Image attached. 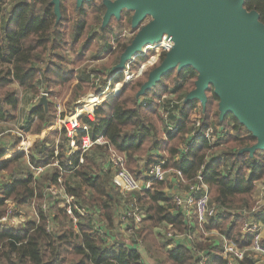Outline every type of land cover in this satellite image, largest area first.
<instances>
[{
    "label": "trees",
    "instance_id": "obj_1",
    "mask_svg": "<svg viewBox=\"0 0 264 264\" xmlns=\"http://www.w3.org/2000/svg\"><path fill=\"white\" fill-rule=\"evenodd\" d=\"M52 5V0H11L9 3L0 0V121H9L15 117L18 98L17 88L12 84L29 90L34 95L38 94L39 89H44L53 98L58 93L56 88L62 83L77 79L74 69L83 63L81 55H76L72 68L67 69L69 60L60 54V50L68 45L67 33L72 42L76 41L84 25H55ZM82 7L84 11L89 8L96 15L99 28L90 37H86L83 50L95 52L93 59L99 58L102 52L108 57L107 63L101 68L103 73L106 71L108 74L101 78L100 86L93 87V81L85 83V86L90 85V89H94V95L107 82L109 86L108 92L100 95L95 104L80 109V123L89 126L88 133L91 137L103 135L118 153L125 154L126 167L134 175L141 176L143 166L137 160L142 157L146 166L166 159L165 167L180 170L185 178L193 177L202 169L210 201L221 208L219 214L204 225V228L224 234L237 248H247L251 236L241 233L244 218L240 210L250 211L256 206L253 194L256 190L255 183L264 180V149H257L252 153L245 150L256 142V138L231 113L219 118V99L212 86L205 91L204 105L197 99L183 101L177 130L165 137L159 127V99L172 89L186 95L194 89L197 72L190 66L180 70L175 68L140 94L139 90L149 72L162 61L166 51L157 53V62H152L151 51L140 52L127 67L112 71V66L118 63L127 43L116 54L114 51L109 53L111 44L107 43V38L115 31L113 22L117 28L122 25H118L119 22L114 18L103 24L101 16L104 8L101 2L87 1ZM243 7L247 11L255 10L259 21L264 24V0H244ZM81 10V7L75 8L79 20L83 19ZM94 71L95 69L82 71L81 75L78 74L79 81H84L83 77L89 80L88 77ZM92 98L94 96L89 97L90 100ZM28 113L30 118L32 115L37 116V120L30 126L33 132L28 140V161L34 167H43L51 163L54 153L53 146L45 145L48 140L45 134L49 130L46 124L54 116L55 110L50 103H47L46 108L36 103ZM66 117L65 112L61 116V122ZM210 118L217 125L222 124L226 128L229 125L233 133L225 131L223 137L214 143H209L202 137L195 138L186 152L180 151L179 146L187 140L186 135L194 130H205ZM220 128L223 130V127ZM61 131L64 132L63 129ZM214 148L217 150L211 151ZM63 149L61 144L58 152L59 166L47 170L48 174L40 181L28 169L16 176L19 173L17 166L26 157L20 138L12 137L10 148L0 147V172H6L11 177L8 183L0 186V217L5 213L6 200L12 199L20 206L34 198L42 200L44 187L55 184L58 176L63 179L69 177L74 186L68 180L65 181V191L72 197L81 198L91 208L89 213L81 215L77 202L73 203L75 214L79 218L77 230L66 227V221L71 220L62 208L55 207L54 213H50L54 222L59 221L61 229L46 231V213L38 203V222L28 220L16 227L0 225V264H144L137 248L128 247L121 241L108 243L106 233L102 235L94 229L93 222L96 220L102 224L100 230L104 225L109 228L115 226L117 207L112 193L111 171L105 170L104 165L98 161L104 155L105 148L96 147V150L85 156V163L71 172H63L62 169L67 168L69 163H77L78 149L76 147L68 157ZM165 186L166 182L155 181L152 189L136 194V200L142 206L145 216L143 226L135 232L137 237L143 238L153 247L157 253L152 255L156 263L197 264L198 253L204 252L209 264H226L227 259L219 255L220 242L214 238L200 235L204 240L202 242L195 239L194 249L182 245L167 249L165 241L158 243V235L154 234L153 229L161 224H171L180 232L187 230L183 215L171 210L173 205L164 191ZM96 212H102L103 217L96 215ZM253 217L264 224V205L260 206ZM261 241L264 244V236ZM236 264H256V260L249 251H245L244 256L236 260Z\"/></svg>",
    "mask_w": 264,
    "mask_h": 264
},
{
    "label": "water",
    "instance_id": "obj_2",
    "mask_svg": "<svg viewBox=\"0 0 264 264\" xmlns=\"http://www.w3.org/2000/svg\"><path fill=\"white\" fill-rule=\"evenodd\" d=\"M81 3L83 0H76ZM244 0H114L106 2L105 24L118 17L121 8L133 11L131 26L141 25L119 56L112 71L124 68L141 49L171 43L162 61L152 69L139 93L153 87L167 72L192 67L197 72L194 89L184 100L206 102L212 86L218 97L219 118L231 113L256 138L245 150L264 149V24L255 10L247 11ZM58 13L59 0H52ZM39 105L47 107L41 96Z\"/></svg>",
    "mask_w": 264,
    "mask_h": 264
},
{
    "label": "built area",
    "instance_id": "obj_3",
    "mask_svg": "<svg viewBox=\"0 0 264 264\" xmlns=\"http://www.w3.org/2000/svg\"><path fill=\"white\" fill-rule=\"evenodd\" d=\"M93 75V74H92ZM95 81V87L100 86L101 78L98 75H93ZM95 78V79H94ZM99 82V83H98ZM98 89V88H97ZM108 90V83L102 88L101 94ZM166 96L162 95L159 99L158 112L160 116L161 128L163 135L169 136L176 132L177 122L181 118L180 107L185 99V95H177L174 92H169ZM100 94V93H99ZM94 95V94H93ZM90 95V96H93ZM41 96L48 98V93L44 89H40L39 93L35 96L34 102L38 104ZM98 97V96H97ZM87 100L84 105H80L78 109H73L72 113L61 122L60 105L56 101V117L57 125L64 132L60 131V134L64 137L63 153L68 157L73 153L77 147L79 152L78 161L76 164L69 163L68 167L62 169L63 172L74 171L80 164L84 162L85 156L91 154L94 149L98 146L105 148L104 155L98 159V161L104 165L105 170L112 172L111 182L117 184L121 193H128L132 198L128 199L125 203L117 205L115 215L118 219V231L120 234L124 233L126 237L124 242L128 247H134L140 250L142 247V239L137 237L135 230H138L140 224L145 216L142 206L136 200V194L152 189L153 182L164 181L167 183L164 191L168 197L171 198L172 208L174 213H180L184 217L186 224V231L180 232L175 230L171 224H161L159 228H165L166 248L170 249L178 245H182L191 249H194L193 243L195 241V233L202 235L203 237L215 236V241L220 242L221 250L220 257L226 258V264H236L237 259H241L244 256L245 251H250L252 256L256 260V264H264V244L262 243V224L254 219L255 213L258 211L260 206L263 204L256 200V206L248 211L247 209H241L244 220L241 224L242 235L250 234L251 242L247 248H237L232 242H230L226 236L217 230L205 229L204 225L208 224L211 219L216 217L221 208L216 203L210 201L209 189L207 184L203 181L202 169H199L195 175L191 178H185L180 170L166 168V159H161L157 163H152L145 166L141 172V176L132 174L126 167L125 154L118 153L114 146L106 141L103 135H97L91 137L88 133L89 126L82 124L79 121L80 109L89 107L97 102V98ZM37 120L36 115H32L30 121L21 118V121L17 125L15 132L17 138H20L24 144V151L27 156L28 154V127L31 126ZM29 123V124H28ZM226 130L216 128V126L208 125L205 130H194L187 134V140L179 146V150L186 152L188 145L191 144L195 138H205L209 143H214L220 139ZM226 135V133H225ZM3 133H0V147L2 146ZM27 141V142H26ZM10 145V143H9ZM59 141L56 143L54 153L51 158V163L43 167H34L29 164V170L34 178H38L39 174L45 171L47 168L59 166L58 152H59ZM5 148V147H4ZM7 149V148H5ZM178 157V156H177ZM176 157V158H177ZM146 164V162L144 163ZM31 168V169H30ZM264 186L256 188V192L262 193ZM44 199L41 200L40 207L43 212L46 213L45 229L48 232H52L54 228V221L50 209L57 205L62 208L70 220L77 224V215L75 214L71 196L66 193L63 186V177L58 176L55 184H48L44 187L43 193ZM6 200L5 202H8ZM6 205L5 213L0 217V225L14 226L13 212L16 210V206L13 202H8ZM74 203V202H73ZM89 213V210L86 211ZM48 214V215H47ZM36 221L38 222L39 216ZM94 229L98 230V233L102 234V230L99 229L101 223L97 220L93 222ZM189 228V229H188ZM105 234V233H103ZM107 235H105L106 237ZM197 264H209L206 253H198Z\"/></svg>",
    "mask_w": 264,
    "mask_h": 264
},
{
    "label": "rangeland",
    "instance_id": "obj_4",
    "mask_svg": "<svg viewBox=\"0 0 264 264\" xmlns=\"http://www.w3.org/2000/svg\"><path fill=\"white\" fill-rule=\"evenodd\" d=\"M11 0H5L6 3H9ZM90 1H94V3H100V2H113L114 0H90ZM75 3H77L76 0H65V5H70L73 7V5H75ZM119 12H122V13H125L124 17L122 19L118 18V17H114L113 20L115 21H118L119 24L118 25H122L121 27L117 28L115 27V23L113 22L112 25H114V33H112L111 35H108L109 37L107 38V43H110L111 44V47H110V50H109V53L114 51V53L116 54L117 52H119V50L122 48L123 44L127 43V45L130 43V41L132 40L133 36L135 35L133 32V30H138L139 27L141 25H145L146 23H148L152 17L150 15H146L142 20L141 22H139L137 25L139 26H136V27H128L127 25H132L131 24V17L133 15V11L126 8V7H123L121 8V10ZM120 14V13H119ZM67 16H70L71 19H69V22L67 23L68 25H76L77 23L80 22L79 19H77V15L75 12H70V13H67ZM120 19V20H119ZM79 21V22H78ZM85 25H84V29L82 30L81 34L79 37H77L76 41H73L72 42V39L70 37V34L67 33V38H66V42L68 43L67 47L65 49H61L60 50V54L61 55H64L65 57L68 58L69 60V63H67V69H70L72 68V61L75 59V56L76 55H81L82 59H83V63L78 66V68L74 69L76 72H77V79L76 80H73V82H69V83H62V85L60 87H57V94L53 97V98H50L48 96L47 99V102L48 104H52L53 105V109L55 110V113H54V116L47 122V125H49V128L50 130H48L45 134L46 137H48V142L51 143V142H54L53 140V135H54V131H55V128H56V123H57V117H56V101L59 102V105H60V115L62 116L63 113H67V117L69 114H71L73 111V109H78V107L87 101L89 100V97L91 95V93L94 91V89H90V85H88V87L85 86V83L89 84L88 82L90 81H93V83L91 84L93 87H95V81L93 80V75H98L100 78H102L104 76V74H108L105 73L106 71H104V73L102 72L101 68L107 63L108 61V57L106 55V53L102 52L99 54V58L97 59H93V56L96 55L95 52H93L92 50L88 49L87 51H84L83 50V47L85 46V39L86 37H90L91 36V33L92 32H95L97 31L99 28H98V23H96V15L94 14L93 15H89L85 21ZM135 28V29H134ZM137 32V31H136ZM133 33V34H132ZM171 46V43L167 42L165 40V37L163 38V40L158 43V44H152V45H147L145 47H143L141 49V53H144L146 51H151L152 52V62H157V53L159 51H167ZM75 52V53H73ZM114 67V65L112 66ZM127 67V65H126ZM89 69H95L94 72H92L90 74V77L89 80H85V77H83V80L84 81H79V75H81L82 71H85V70H89ZM97 71V72H96ZM93 74V75H92ZM95 79V78H94ZM99 83V82H98ZM17 88V87H16ZM176 90V89H175ZM40 91V89H39ZM39 93V92H38ZM166 96H168L170 93L169 92H166L164 93ZM163 94V95H164ZM178 94V93H177ZM102 95L101 94V91H100V94L99 96ZM36 95L32 94L31 91L29 90H24L22 89L21 87L18 86L17 88V98H18V107H17V110L15 111V117L12 119V120H9L7 123H4V124H0V133H3V138L4 140H7L8 138L9 141L11 142L12 141V137H16V134L12 133V132H9V131H13L15 132L16 131V127L18 125V123L21 121V116L23 114H25V112L27 111V109L29 107H31L33 104H35V102L33 101L34 98H35ZM98 96V97H99ZM82 104V105H84ZM44 107V106H43ZM83 109V108H82ZM66 117V118H67ZM210 125L212 126H216V128H220V127H223V129H226V133L228 132V134H232L233 132L230 131L229 129V125H227V128L224 127L222 124L220 125H217V123L213 120V118L209 120V123ZM159 127L161 129V123L159 122ZM33 132V128L30 129V131L28 132V140L30 139V135L32 134ZM5 137H8V138H5ZM59 141V145L63 144L64 143V139L62 137L61 134H57V137L55 139V142L54 143H57ZM9 142V143H10ZM27 142V141H26ZM28 148H29V141H28ZM217 149H212L211 151H216ZM137 162L139 163V165L141 166H145L146 164H144L146 161L144 159V157L142 158H139V160H137ZM85 163V159H84V162L82 164ZM28 168L27 166V162L26 160H22L20 162V164L17 166L16 170L17 172L19 173H16V176H20L21 173H24L26 171V169ZM31 169V168H30ZM51 168H47L45 171L41 172L38 176V179L40 181H43L44 179V175L45 174H48L49 170ZM29 170V168H28ZM30 171V170H29ZM31 172V171H30ZM111 174V178H112V172L110 173ZM10 177V175L6 172H0V186L2 184H4L6 182V180H8ZM69 181V184L71 186H74V182L69 180V177H65L63 179V186L65 185V181ZM264 186V180H261L259 181L258 183L256 182L255 183V187H259V186ZM65 187V186H64ZM112 187H113V194H114V199H115V205L117 207V205H121L123 203H125L128 199L132 198L130 194L128 193H121L120 190H119V187L117 184H112ZM65 189V188H64ZM256 192V190H255ZM254 192V193H255ZM67 193V192H66ZM257 193V192H256ZM84 197H85V193H83ZM253 199L260 203H264V190L262 191V193H257V194H254L253 195ZM72 197V196H71ZM136 197V196H135ZM36 198H34L31 202H33L34 204H24V205H17V203L12 200V199H8L9 201L8 202H13L14 205L17 207L16 210L13 212V221H14V227L20 225V224H24L26 221L28 220H33L36 222V219H37V216L38 215V212H37V204L38 203V206L40 207V204H41V200H35ZM41 199H44V197H42ZM72 200V204L73 202L76 203V206H77V209H78V212L81 214V215H85V212L87 210H91V208L88 206V204L85 205V202L83 203L82 199L81 198H76V197H72L71 198ZM6 202V205H8L9 203ZM80 205V206H79ZM55 207H59L57 205H54L50 210L52 213H54V208ZM41 208V207H40ZM96 215H99V216H102L103 217V213L102 212H96ZM70 219V218H69ZM77 219H79L77 217ZM103 220V218L101 219ZM118 219H117V216L115 215V220H114V228H109V227H106L105 225L102 226L103 229H102V233H106V241L108 243H116V242H124L125 240V236H124V233L120 234L119 231H118V225H117V222ZM100 223V222H99ZM105 224H107L105 221H104ZM59 221L57 222H54V228L56 231H59L61 229L60 225H59ZM143 226V222L140 224V228ZM66 227H70L72 228L73 230H77L76 229V226H75V222L72 220V221H66ZM175 230H178L176 228H174ZM154 231V234L158 235L157 237V241L158 243H162V241H167L166 240V237L164 236L165 235V228H154L153 229ZM159 233H161V236H159ZM103 235V234H102ZM211 238H214L215 239V236H211ZM195 239H198L199 241H202L203 242V238H201L200 234L198 233H195ZM216 240V239H215ZM148 251V252H147ZM139 252L141 253L142 255V261L144 264H157L156 261H155V258L153 256L157 255L156 252H154V249L153 247H150V245L147 243V241H145L143 238H142V247H140V250ZM250 252V251H249ZM153 255V256H152Z\"/></svg>",
    "mask_w": 264,
    "mask_h": 264
},
{
    "label": "flooded vegetation",
    "instance_id": "obj_5",
    "mask_svg": "<svg viewBox=\"0 0 264 264\" xmlns=\"http://www.w3.org/2000/svg\"><path fill=\"white\" fill-rule=\"evenodd\" d=\"M87 1H90V0H83L79 4L78 3H75V5H73V7H72L70 5H67L66 6L65 5V0H59V3H58V13H56L55 7H54V4H53L52 5V11H53V13L55 15V25H68L67 23L69 22V19H71V17L70 16H67V13L75 12V8H79V7H81V9H82L81 11H83V19L81 18L80 22L78 21L79 22L78 25H85V23H86L85 21H86L87 17L89 15H93L94 16V14L91 12V10L89 8L88 9L85 8V11H84V9L82 7V4L84 2L86 3ZM101 3L103 4V8H104L103 14L101 16V20H103V17H104L105 11H106V5H105V1L104 2L102 1ZM119 13H120L119 14L120 16L118 18L122 19L124 17L125 13H122V12H119ZM79 18L77 17V19H79ZM112 18H114V16H111L109 18L110 21H111ZM62 20H64V22ZM133 31H134L133 33L135 34L137 30H133Z\"/></svg>",
    "mask_w": 264,
    "mask_h": 264
},
{
    "label": "crops",
    "instance_id": "obj_6",
    "mask_svg": "<svg viewBox=\"0 0 264 264\" xmlns=\"http://www.w3.org/2000/svg\"><path fill=\"white\" fill-rule=\"evenodd\" d=\"M130 26H131V25H129V27H130ZM107 83H108V82H107ZM12 85H13L14 87H17V88H18V86H17L16 84H12ZM108 86H109V83H108ZM106 92H108V90H106L104 93H106ZM169 92H174V93H176V94L178 93L177 95H180L181 93H183V92H180V93H179V92H176L175 89H172V90H170ZM99 93H100V91H99ZM99 93H98L97 95H95V96H96V97L99 96ZM93 94H94V91L91 93V95H93ZM93 96H94V95H93ZM185 96H186V95H185ZM90 97H92V96H90ZM97 98H98V97H97ZM47 103H48V102H47ZM33 105H35V104H33ZM33 105H32V106H33ZM32 106L29 107V108L27 109V111L25 112V114H23V115L21 116V118L24 117V119H26L27 121H30L31 118L29 117L30 115H29L28 112L30 111V109L32 108ZM56 119H57V118H56ZM56 121H57V120H56ZM7 122H8V121H0V124H4V123H7ZM28 124H29V123H28ZM57 124H58V123H56V128H55V131H54L55 133H54V135H53V137H52L53 140H54V142H55V139H56V137H57V134H60V131H61V129L59 128V125H57ZM46 127L49 128V125L46 124ZM31 128H32V127H30V126L27 128V129H28V131H27V135L29 134L28 132L30 131ZM49 130H50V128H49ZM28 137H29V136H28ZM62 137H63V136H62ZM5 138H8V137H5ZM63 138H64V137H63ZM9 139H10V138H8L7 140L2 139V146L4 145L5 148H10V145H9V142H10V141H9ZM54 142L49 143V142L46 140V144H45V145H46V146H50V147L53 146V147L55 148V147H56V143H54ZM28 149H29V148H28ZM95 150H96V149H95ZM93 151H94V150H93ZM93 151H92V152H93ZM28 153H29V151H28ZM90 153H91V152H90ZM88 155H89V154H88ZM88 155H87V156H88ZM98 159H99V158H98ZM175 159H176V157H175ZM25 160H26V162H27V166H28V168H29V161H28V157H27V156L25 157ZM145 166H146V165H145ZM145 166H144V167H145ZM144 167H143V169H144ZM26 168H27V167H26ZM28 168H27V169H28ZM143 169H142V170H143ZM10 179H11V178H9L8 180H6L5 183H8V182L10 181ZM258 182H259V181H258ZM258 182H257V183H258ZM257 193H258V192H257ZM257 193L255 192L254 194H257ZM254 194H253V195H254ZM253 197H254V196H253ZM28 204H31V205H32V204H34V203H33V202H29ZM263 205H264V204H263ZM261 224H262V237H263V236H264V224H263V223H261Z\"/></svg>",
    "mask_w": 264,
    "mask_h": 264
}]
</instances>
